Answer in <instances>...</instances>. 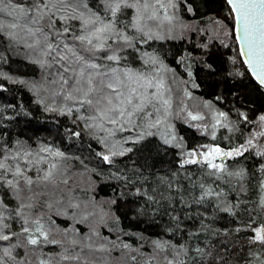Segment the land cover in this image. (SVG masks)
<instances>
[{"label":"trees","instance_id":"16d2710c","mask_svg":"<svg viewBox=\"0 0 264 264\" xmlns=\"http://www.w3.org/2000/svg\"><path fill=\"white\" fill-rule=\"evenodd\" d=\"M128 2L137 7L123 8L116 24L129 42L109 40L112 48L90 62L101 65L102 71L124 68L148 75V66L154 67L148 58L157 59L181 82L176 93L196 99L194 106L201 103L208 117L203 125L212 129L172 121L179 146L155 134L143 139L137 135L136 140L119 134L113 140L120 149L113 155L107 147L116 144L95 128L96 108L81 105L80 94L74 92L75 100L65 98L75 77L63 85L61 65L43 54L47 43L63 40L75 46L78 55L91 56L70 34H52L68 26L59 18L63 10L43 19L33 10L23 22L7 12L19 14L17 5L27 9L40 0H2L0 162L11 171L0 169V235L10 237L0 240V264H264V244L249 241L253 229L264 227V156L257 155L264 152V136L258 135L264 132L258 120L264 114V89L241 59L232 9L226 0ZM83 3L110 18L101 0H82L77 11H86ZM145 5L162 9V19L169 22L165 28L175 29L168 28L171 36L165 29L162 38L152 36L151 22L159 12L155 8L144 20ZM4 23H22L34 36L21 39L23 35L1 30ZM68 23L79 34V21ZM33 50L40 55L30 57ZM113 50L119 62L104 58ZM205 145L225 152L245 145L248 151L216 158L213 162L220 161L224 171L205 161L185 163L186 152ZM106 155L109 161L103 159ZM17 165L32 184L13 175ZM41 225L47 240L36 231ZM29 235L39 243H28Z\"/></svg>","mask_w":264,"mask_h":264},{"label":"snow or ice","instance_id":"6c2138e0","mask_svg":"<svg viewBox=\"0 0 264 264\" xmlns=\"http://www.w3.org/2000/svg\"><path fill=\"white\" fill-rule=\"evenodd\" d=\"M2 2V0H0ZM105 11L110 12V18H105L99 11H93L87 3H83V8L86 11H77L81 7L82 0H47V3H44L43 0H40V3H33L28 6L27 9L24 5H17V10L28 16L29 13L36 11L40 19H43L45 15H48L53 10L60 12L63 10L64 14L59 18L64 21L68 26L63 28L62 32H54L53 35L64 37L66 34H70L74 42H79V46L86 52L90 53L89 58H85L82 55H78L75 46H69L68 43L61 41L56 45L52 43H47L44 55L51 56L52 61L59 63L63 69L61 75V81L63 85H69V80L73 77L74 83L70 85L71 91L68 92L66 99H76L73 96V92L79 93V103L81 105L88 104L97 109L99 113V119L105 120L110 124L116 125L123 123H130L131 118L135 113L142 111L146 102H149L147 92L141 93L137 90L136 87H132L133 84H139L140 81H145L146 85H141V87H151V81L144 77L142 74H139L132 69L123 70V79H121V74L117 69H111L108 71H99L101 65L90 62L92 59H99L97 53L105 52L112 48V45L109 44V40L115 42V38L119 37L120 40H123L125 43L129 42V37L124 35L122 31L117 29L116 18L118 13L121 12L123 8H136L137 5L134 3H129L128 0H101ZM228 3L233 6V9L239 14L237 24H241L244 32V39L248 43L249 52L248 54L253 57L254 71H256L259 76L260 83L264 84V48L258 53L254 50V39L253 34L255 32L256 23H264V12L259 14V19L255 15V10L261 7H264V0H259V3H254L252 0H228ZM43 5V9H47V12H44L40 5ZM100 5H97L99 9ZM79 21L80 28L79 34L76 31L72 30V26L69 25V21ZM50 23H53L51 16H49ZM35 22V20L33 21ZM11 27L15 28L16 25L12 24ZM31 31V30H29ZM40 31V29H37ZM240 38V37H238ZM48 39V36H45V40ZM62 44V46H61ZM31 47V45H30ZM105 59L108 61L119 62L121 57L116 54L113 50L112 54H106ZM66 62V63H65ZM154 62V61H153ZM74 65H79V70L77 71ZM89 69L97 71H88ZM64 73H69L67 79L64 78ZM127 81V83H125ZM110 89L111 92L105 93L104 89ZM127 89V92L124 91ZM113 93L115 95H113ZM139 99L140 103L133 104V98ZM167 103V101H165ZM63 114V110H61ZM72 109L67 110V114L71 115ZM221 115H224L221 113ZM240 116L243 117V120L251 123L247 114L241 112ZM200 117L193 116L192 119H198ZM258 120L261 123V126L264 127V114L259 115ZM159 123V121H156ZM149 127H155V124H150ZM77 135H79L77 133ZM148 135H152L151 132ZM258 135L264 136V132H260ZM141 139H143V133L141 134ZM173 139H175L173 137ZM166 144L171 143L169 140L164 141ZM253 143L252 139L247 141V146H251ZM241 145L238 148L233 149L232 151H223L219 147L211 148L207 153H203L204 161L208 166L216 171H224L222 164H216L213 161L219 157H232V156H241L244 152L248 151V147ZM42 152H47L49 149L41 148ZM125 151H131V149H126ZM116 155L115 152L112 153ZM121 155L124 153L121 152ZM17 155H19L17 153ZM29 153H25V156ZM56 156H62L63 153L56 152ZM191 156H195L196 152L193 151L189 153ZM257 155L264 156V152H258ZM15 158V157H13ZM105 161H109V156H104ZM196 163L197 160L193 159L191 161H185V163ZM52 167H55L53 165ZM0 169L11 171L8 165L0 162ZM13 175L15 177H24L27 184H32V180L29 177L24 176L23 171L20 166L17 165ZM50 173L46 174L43 179L47 180ZM232 175V173H229ZM235 175L240 176L241 173L237 172ZM2 178V174H0ZM7 184L9 186H14L12 180H8ZM230 209H225L229 211ZM38 223V222H37ZM250 227V225H249ZM240 229H237L239 231ZM25 233L29 232L28 228H24ZM45 240L48 239L47 234L42 231V225L38 226L36 229ZM255 235L249 237L251 243H261L264 244V227L253 229ZM8 235H0V240H9ZM28 243L32 245H37L39 243L38 239L29 235ZM7 254V249L5 250Z\"/></svg>","mask_w":264,"mask_h":264},{"label":"rangeland","instance_id":"374dc122","mask_svg":"<svg viewBox=\"0 0 264 264\" xmlns=\"http://www.w3.org/2000/svg\"><path fill=\"white\" fill-rule=\"evenodd\" d=\"M155 8H156L155 6L154 8L153 7L151 8V6L147 7L146 5L142 6L141 10L143 14V19L145 20V19L151 18V15L153 14ZM156 11L159 12V14H157V17L153 19L152 22L150 21L151 24H155L153 25L155 26L154 29L152 30V32L150 31V33L155 38H162V29L163 30L165 29L166 30L165 34H167V36L169 35L171 36L172 33L170 34V32L172 30H175V29H172L174 27L168 26L169 29L170 28L172 29L171 31H169L168 28L166 29L165 28L166 23L169 24L168 18L163 17L162 19V9L159 10V7L156 8ZM7 14L13 16L15 20L18 19L23 22H25L26 20L25 15L21 13L10 14L7 12ZM177 27L178 28L180 27V24L178 22H177ZM6 28L9 29V31L11 30L12 34H14L15 36L20 37L21 35H23L20 37L21 39L23 38L27 39V38H30L31 36L32 37L34 36L29 31L30 29L22 25V23L20 24L18 23L15 28L11 27L9 24H6V23L2 24L1 30H5ZM216 35L217 34H215V36ZM29 54H30V57H34V56L37 57L38 55H40L36 50L31 51ZM145 59L146 61L151 60L152 65L154 66L153 68L151 65L148 66L147 68V70H149L148 75L147 73L146 75L142 74L144 77H146L148 80L151 81L152 86L151 87H141V85H146L145 81H140L139 84L132 85V87H136L137 90L141 93L145 92V90L147 92L149 102L145 103L142 111L135 113L132 116L130 123H123L122 121L121 124H116V125L110 124L105 120L99 119V113L97 112V109L93 112L95 113V117L93 119V121H95V128L98 131H102V132L104 131V134L106 135L105 140L107 142L111 144H116V146L111 145L107 147L110 153H113L115 150L120 149V147L117 146L118 143L114 142V140H117V136H119V134H124V137L126 136L125 139L136 140L137 135H141L143 133V135L147 136V134L151 132L152 134L157 135L161 140L163 141L169 140L171 141V144L179 146V144L176 143V135L174 132V128L172 126L173 125L172 121L183 120L185 122H188V123H191L197 126L198 129L203 130V131H210L212 129L211 127H206L203 125L204 122L208 121V117L204 116L201 110L202 108L201 103H197L198 106H194V104L196 103L193 101H195L196 99H194L191 96L182 97V95H180L179 93L178 94L176 93V91H178V89L181 87L180 86L181 82L175 79L173 73L165 69L157 59L148 58L147 60L146 57ZM78 67L76 68L77 71L79 70ZM123 70L125 69L121 68L120 70H118L121 74V79H123ZM88 71H97V70L89 69ZM99 71H102V70L99 69ZM125 83H127V81H125ZM124 91L127 92V89H124ZM104 92L109 93L111 92V90L105 88ZM52 94H54V92L50 93V95ZM74 94H79V93L74 92ZM113 95L115 94L113 93ZM53 98L56 99L57 97H53ZM165 101H167V103H165ZM138 103H140L139 99L134 97L133 104H138ZM90 107L92 108V106ZM207 110L211 111L210 108H207ZM193 116H197L200 118L192 119ZM219 117L221 119L224 118L223 115H219ZM156 121H159V123H156ZM104 122L108 124L107 128H105L106 126H104L105 124ZM150 124H155V127H149ZM108 129H110V131L112 132L110 136H108V134L110 133V131H107ZM173 137L175 139H173ZM215 147L216 146H213V145H205L202 148H200L201 149L200 151H196L195 156L189 155V153L193 151L186 152L185 160L191 161L195 159L197 161H204V157L202 154L207 153L209 149L215 148ZM219 158H222V157H219ZM223 158H226V157H223ZM215 163L222 164L220 161H217ZM86 241L87 240H85V242ZM88 241L90 240L88 239ZM3 253L6 254L5 251Z\"/></svg>","mask_w":264,"mask_h":264},{"label":"water","instance_id":"95a60500","mask_svg":"<svg viewBox=\"0 0 264 264\" xmlns=\"http://www.w3.org/2000/svg\"><path fill=\"white\" fill-rule=\"evenodd\" d=\"M226 1L228 3V0H226ZM252 2L259 3V0H252ZM228 5L230 6V8L232 9V11L235 15L234 33H235L236 42H237L238 47H239V53H240L241 59L245 65L247 71L249 72V74L253 78V80L262 89H264V84L260 83L259 76L257 75L256 71H254L253 57L248 54V52H249L248 43L244 39H242V37L244 36V32H243V28H242V22L239 25L237 24L239 14L233 9V6L231 4L228 3ZM262 12H264V7H261V8H258L255 10V15H256L257 19H259V14ZM238 37H240V38H238ZM253 39H254V50L259 53L261 51V49L264 48V23H256L255 32L253 34Z\"/></svg>","mask_w":264,"mask_h":264}]
</instances>
